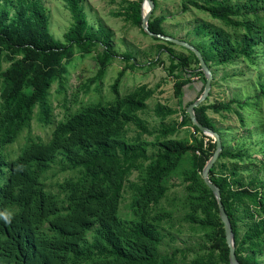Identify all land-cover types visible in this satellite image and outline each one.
Returning <instances> with one entry per match:
<instances>
[{
    "label": "trees",
    "instance_id": "obj_1",
    "mask_svg": "<svg viewBox=\"0 0 264 264\" xmlns=\"http://www.w3.org/2000/svg\"><path fill=\"white\" fill-rule=\"evenodd\" d=\"M142 1H126L119 14L146 33L142 27ZM153 1L154 11L158 2ZM64 2L72 23L61 41L49 31V15L42 0H0V210L15 214L10 225L0 221V264H229L217 199L202 177L216 142L208 138L205 143L202 137L186 143L185 139L172 137L184 125H191L196 133L202 131L193 125L189 114L179 122L167 121L177 110L161 102L153 109L160 119L156 141L143 139V134L152 131L140 113L148 108L146 100L155 88L142 84L121 96L117 85L123 71L114 83V100L82 107L57 122L48 141L31 142L16 158H8V146L31 120L35 105L42 107V119L47 121L44 102L53 81L65 71V59L76 50L86 52L102 44L97 71V78H101L114 57L105 30H95L88 21L84 0ZM188 6L204 10L235 29L229 33L223 28H211L206 22L194 27L204 40L193 45L210 68L239 58L255 63L257 48L264 45V0L260 6L253 0L243 4L237 0H188L183 8ZM152 14L150 31L166 35L162 27L165 17ZM183 48L188 54L163 47L170 60V72H179L174 84L179 97L184 85L197 73L196 69L189 71L190 66L197 64L200 70L196 54ZM124 59L126 68L140 66L129 51L124 53ZM4 61L9 62L5 69ZM259 90L264 101V81H260ZM229 106L201 103L195 107V115L199 123L219 133L207 111L220 112ZM129 124L137 129L131 138L126 136ZM151 144L157 146L155 155L148 153ZM190 151L199 153H193L190 168L184 171L191 209L187 218L212 244L204 254L178 260L174 252L161 254L158 250L163 240L164 214L156 211V206L167 191L164 179L176 171ZM59 155L79 170L75 180L60 185L62 199L47 192L41 181ZM220 156L234 158L241 154L224 147ZM17 165H23V170L18 171ZM132 170L141 173L139 182L131 183L136 195L134 218L124 220L119 216V205ZM215 170L213 164L209 177L220 188L239 263L260 264L257 254L264 243V191L234 186ZM240 221L246 226L243 233Z\"/></svg>",
    "mask_w": 264,
    "mask_h": 264
},
{
    "label": "rangeland",
    "instance_id": "obj_2",
    "mask_svg": "<svg viewBox=\"0 0 264 264\" xmlns=\"http://www.w3.org/2000/svg\"><path fill=\"white\" fill-rule=\"evenodd\" d=\"M49 15V31L57 39L64 41V33L72 23L70 12L64 0H42ZM126 1L133 0H84L85 13L94 29L102 28L107 33L114 57L110 60L101 78H97L99 69L98 55L104 46L98 44L91 50L82 52L76 50L74 55L64 60L65 71L60 78H56L48 90L44 108L47 110V121L43 120L44 112L40 105H35L29 123L20 131L16 140L8 146L9 159L16 158L31 142H46L51 137L57 122L64 120L82 107L96 102L108 103L115 99L114 83L121 75L117 85L118 93L123 96L139 85L146 84L155 88V93L146 100L147 109L140 113L151 129V134H143L142 138L154 143L160 128V119L154 113L156 103L161 102L173 107L177 112L168 117L167 121H181L187 117V104L197 99L206 81V76L199 70L197 64H192L189 71L194 69L187 87H183V94H175L174 84L179 75L177 70L170 72V60L163 47H171L178 54L188 52L178 44H167L164 40H157L144 33L142 28L134 25L125 15H120L126 7ZM188 0H157L158 5L152 12L153 16H164L162 27L166 35L199 44L202 39L194 32L199 23H209L211 28H223L229 33L235 32L231 26L213 18L208 12L188 6ZM257 6L261 0H253ZM235 2V0H230ZM240 4L249 0H237ZM243 32V30H239ZM161 47V48H160ZM131 52L133 60L140 66L135 69L126 68L127 61L124 53ZM258 56L255 63L239 58L228 65H214L212 87L209 96L203 103L230 105L228 109L214 112L207 111L220 130L222 149L228 148L232 152H239V157H221L215 161V171L218 175L227 176L231 183L251 189L264 191V101L259 95V83L264 81V45L257 48ZM156 60L155 62H151ZM133 60H130L133 61ZM129 63V62H128ZM9 62L4 61L3 68ZM239 113V114H237ZM137 129L129 124L126 136L136 135ZM172 137L185 139L190 143L192 139L208 138L212 136L196 133L191 125L180 126ZM221 138V137H220ZM215 151V150H214ZM148 153L155 155L157 146H148ZM198 151L187 152L183 161L169 177L164 179L167 186L165 196L156 206V211L164 214L161 222L163 240L158 248L161 254L175 253L178 260L192 259L209 251L211 242L203 232L191 223L187 214L191 211L188 200L184 171L190 168V157ZM214 153V152H213ZM221 153V152H220ZM209 160V159H208ZM207 160V161H208ZM147 164V162H145ZM232 172H235L233 174ZM139 170H132L129 174L119 205V216L124 220L134 218L133 206L136 199L131 183L139 182ZM79 170L72 168L59 155L50 168L42 176V183L47 192L55 194L59 199L64 197L60 185L68 180H75ZM242 221V220H241ZM242 223L240 231L246 226ZM92 234H88L91 238ZM261 252L257 254L260 264H264V243ZM220 264H226L221 262Z\"/></svg>",
    "mask_w": 264,
    "mask_h": 264
},
{
    "label": "water",
    "instance_id": "obj_3",
    "mask_svg": "<svg viewBox=\"0 0 264 264\" xmlns=\"http://www.w3.org/2000/svg\"><path fill=\"white\" fill-rule=\"evenodd\" d=\"M145 2L147 3L146 11L143 10V5ZM154 7H155V4H154L153 0H143L142 1V27L146 31V33L153 36V37H159L160 39H163L165 41L173 42L175 44H178L180 46H183V47L193 51L199 59L200 71H202L206 76V81L204 84L202 94L197 99H195L194 101L190 102L187 105L186 111L189 114L193 125H196L204 134L212 136L214 138V141L216 142L215 151H214L213 155L209 158V160L206 162L204 169H203V172H202V177H203L206 185L211 189V191L213 192V194L215 195V197L217 199V203L219 206V214H220V218L224 224L226 241H227V245L229 248V264H240L239 260L237 258V255H236L235 240H234V234L232 231L231 223H230L229 217L226 213V210L222 204L220 188L215 183H213V181L209 177V171H210L211 167L213 166V164L215 163V161L217 160L220 152L222 151L221 138H220V135L217 131L199 123V121L197 120L196 115H195V107H197L198 105L203 103L207 99V97L209 96V93H210V90L212 87L213 73L211 71V68L209 67V65L205 61L203 54L195 45H193L189 41H186L183 39H178V38H175V37L170 36V35H162V34L154 33L152 31H150L149 26H148V21L151 17V14L153 12ZM189 76H190V74H189ZM186 87H187V85H184V88H186Z\"/></svg>",
    "mask_w": 264,
    "mask_h": 264
},
{
    "label": "clouds",
    "instance_id": "obj_4",
    "mask_svg": "<svg viewBox=\"0 0 264 264\" xmlns=\"http://www.w3.org/2000/svg\"><path fill=\"white\" fill-rule=\"evenodd\" d=\"M23 165H17V170H23ZM14 213L7 209L0 210V221H3L5 224L10 225L14 219Z\"/></svg>",
    "mask_w": 264,
    "mask_h": 264
},
{
    "label": "bare ground",
    "instance_id": "obj_5",
    "mask_svg": "<svg viewBox=\"0 0 264 264\" xmlns=\"http://www.w3.org/2000/svg\"><path fill=\"white\" fill-rule=\"evenodd\" d=\"M146 9H147V3L145 2L143 5V10L146 11Z\"/></svg>",
    "mask_w": 264,
    "mask_h": 264
}]
</instances>
